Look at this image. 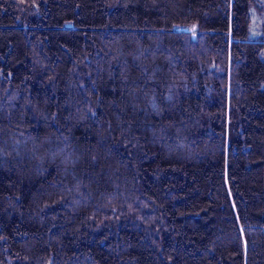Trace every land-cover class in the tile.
I'll list each match as a JSON object with an SVG mask.
<instances>
[{
  "label": "trees",
  "instance_id": "trees-1",
  "mask_svg": "<svg viewBox=\"0 0 264 264\" xmlns=\"http://www.w3.org/2000/svg\"><path fill=\"white\" fill-rule=\"evenodd\" d=\"M257 0H0V264H264Z\"/></svg>",
  "mask_w": 264,
  "mask_h": 264
},
{
  "label": "rangeland",
  "instance_id": "rangeland-1",
  "mask_svg": "<svg viewBox=\"0 0 264 264\" xmlns=\"http://www.w3.org/2000/svg\"><path fill=\"white\" fill-rule=\"evenodd\" d=\"M258 2H261L264 0H257ZM261 6L259 4L255 5L253 10V16H252V26L250 35L253 38H257L264 43V9L261 11L259 8Z\"/></svg>",
  "mask_w": 264,
  "mask_h": 264
}]
</instances>
